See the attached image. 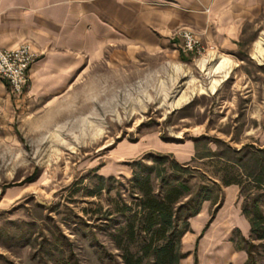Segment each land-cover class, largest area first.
<instances>
[{
  "label": "rangeland",
  "instance_id": "obj_1",
  "mask_svg": "<svg viewBox=\"0 0 264 264\" xmlns=\"http://www.w3.org/2000/svg\"><path fill=\"white\" fill-rule=\"evenodd\" d=\"M258 24L246 26L235 50L196 32L214 48L188 51L180 37L161 49L121 42L83 60L66 88L14 107L0 121V264H123L121 247L142 242L133 163L152 166L158 155H168L169 172L173 160L188 166L193 193L209 186L212 213L231 180L241 185L233 206L244 213L256 197L264 212V188L249 175L264 159ZM223 58L227 66L212 71ZM150 181L158 192L156 173ZM244 236L264 264V240Z\"/></svg>",
  "mask_w": 264,
  "mask_h": 264
},
{
  "label": "crops",
  "instance_id": "obj_2",
  "mask_svg": "<svg viewBox=\"0 0 264 264\" xmlns=\"http://www.w3.org/2000/svg\"><path fill=\"white\" fill-rule=\"evenodd\" d=\"M264 20V0H0V44L14 48L30 42L38 57L29 69L22 98L0 83V121L14 107L64 89L83 60L101 57L121 42L145 48H169L179 32L190 29L224 50L242 44L247 25ZM176 44V43H175ZM222 206L211 200L189 219L181 239L179 264H246L248 254L232 239L238 228L251 231L240 206V185L224 190Z\"/></svg>",
  "mask_w": 264,
  "mask_h": 264
},
{
  "label": "trees",
  "instance_id": "obj_3",
  "mask_svg": "<svg viewBox=\"0 0 264 264\" xmlns=\"http://www.w3.org/2000/svg\"><path fill=\"white\" fill-rule=\"evenodd\" d=\"M261 152L264 153V150ZM167 159L168 155H158L159 162L156 163L158 166L156 164L149 166L142 160L133 163L132 180L141 191L140 205L144 212L139 227L142 242L135 251L129 246L121 247L123 264H179L185 255L181 252L180 243L182 236L189 229V219L199 212L202 201L210 198L211 189L208 185H201L196 193L192 192L190 178L186 172L188 166L173 160L170 162L169 172L164 164ZM256 160L258 168L257 171L254 169L250 172V179L254 182V187L264 188V159ZM136 165L140 169H137ZM152 172L156 173L162 183L158 192L150 181ZM230 184L240 185V182L227 181V185ZM251 200L252 208H247L245 204L243 212L251 223L250 237L262 241L264 212L259 206L258 198L253 197ZM127 228L130 238H133V224ZM232 239L239 249L247 252L246 264H255L253 249L256 244L244 235H241V242Z\"/></svg>",
  "mask_w": 264,
  "mask_h": 264
},
{
  "label": "built area",
  "instance_id": "obj_4",
  "mask_svg": "<svg viewBox=\"0 0 264 264\" xmlns=\"http://www.w3.org/2000/svg\"><path fill=\"white\" fill-rule=\"evenodd\" d=\"M182 47L197 53L206 52L214 48H207L197 34L187 28L179 32ZM38 57L30 42H22L14 48H5L0 44V83L7 82L16 97L23 95L29 82V69Z\"/></svg>",
  "mask_w": 264,
  "mask_h": 264
},
{
  "label": "bare ground",
  "instance_id": "obj_5",
  "mask_svg": "<svg viewBox=\"0 0 264 264\" xmlns=\"http://www.w3.org/2000/svg\"><path fill=\"white\" fill-rule=\"evenodd\" d=\"M218 65L217 66H215V68H213V70L212 71H214V72H219V71H221L225 66H227V64H228V60L227 59H225V58H223L219 63H217Z\"/></svg>",
  "mask_w": 264,
  "mask_h": 264
}]
</instances>
